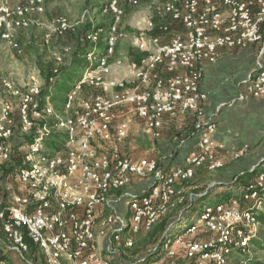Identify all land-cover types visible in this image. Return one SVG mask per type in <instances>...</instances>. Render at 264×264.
Returning <instances> with one entry per match:
<instances>
[{
	"label": "built area",
	"instance_id": "2783aa9c",
	"mask_svg": "<svg viewBox=\"0 0 264 264\" xmlns=\"http://www.w3.org/2000/svg\"><path fill=\"white\" fill-rule=\"evenodd\" d=\"M47 1L0 0V36L5 46L22 50L17 31L42 25L40 16L46 12ZM116 3L107 2L102 9L122 12ZM161 4L156 6L158 12L171 16L183 29L167 43L151 36L153 49L133 64L141 88L120 84L112 95L94 96L81 104V112L69 115L82 85L88 81L101 84L94 73L109 72L116 22L105 30L102 53H96L98 37L104 32L100 24L87 35L93 49L86 55L85 73L65 98L67 114L57 111L48 97L42 103L41 84L19 87L8 76L0 78L2 89L20 101L17 115L11 100L0 105V264L17 259L36 264L28 257L30 241L38 245L46 264H114L123 247L134 246L136 235L177 208V221L163 234L159 254L150 264H177L178 247L182 264H228L234 250L250 246L264 209V162L232 197L205 206L197 215L187 213L195 194L188 193L183 183L192 180L196 168L217 171L225 165L219 156L224 145L216 140L217 124L205 116L208 94L201 86L202 66L215 63L223 47L244 49L260 44V54H264V0H164ZM69 28L64 17L50 26L54 34ZM162 28L169 30L168 25ZM139 46L147 49L144 41ZM57 59L63 63L61 56ZM241 85L238 101L264 96L260 62ZM124 103L132 105L155 136L165 116L193 114L200 140L183 166L168 172L154 159L133 161L123 154L120 144L129 136L131 121L114 124L116 108ZM57 133L64 134V145L48 148L47 138ZM16 145L21 163L4 175V168L14 161ZM146 178L151 179L148 188L135 191V179ZM100 205L104 206L102 214ZM186 234L201 237L185 239Z\"/></svg>",
	"mask_w": 264,
	"mask_h": 264
},
{
	"label": "rangeland",
	"instance_id": "374dc122",
	"mask_svg": "<svg viewBox=\"0 0 264 264\" xmlns=\"http://www.w3.org/2000/svg\"><path fill=\"white\" fill-rule=\"evenodd\" d=\"M110 1L112 0H48L46 12L40 16V21L43 24L22 27V29L17 31L15 37L22 45L21 51L5 46L0 36V78L8 76L19 87L34 83L41 84L44 87L47 70L53 68L54 71L65 64L69 65L71 60L69 46L76 41L73 38V32L78 29L81 31V29L89 24L104 25L105 23L116 22L117 33L113 35L115 47L113 56L109 60V72L102 73L97 71L94 73V79L96 77L100 79L101 84L88 81L82 85L78 93V101L74 105V110L69 115L81 112L83 109L81 104L91 100L94 96L101 95L107 97L112 95L120 89V84H124V86L129 88H141L142 82L136 78L133 64H139L149 55V51L153 49L150 43L153 31L159 24L167 21V16L159 13L156 9V6L162 5L161 3L164 0H116V5L118 9L121 8L122 12L104 11L102 7ZM59 17L66 18L70 24V28L63 34H54L50 26ZM140 41L147 43V49L139 46ZM58 56L63 58V63L59 62ZM79 72H82L80 76L85 73L81 69ZM58 79L61 80L62 85L69 87V90L67 92H62L59 89L52 90L48 98L57 111L64 113L65 98L68 92L72 90L78 78H74L72 82L63 81V78ZM53 96H59V100L58 97L57 100H53ZM7 99L13 103V110L17 115L20 109L19 99L12 97L11 94L5 92L0 86V105L2 101H7ZM64 114L67 113L65 112ZM25 146L22 148V151H24ZM249 148L250 150H248ZM262 151L261 154L257 155L251 147H242L240 150L225 148L222 151L224 156L227 155L223 159L225 163L224 167L229 163L242 159L246 162V159L252 155L251 161L253 163L251 164L254 166L260 158L264 157V147ZM252 165H240V167L235 169L229 180H237L242 172ZM258 217L260 225L256 231L258 235L254 238L256 242L251 241L250 246L244 248V250H234L228 264H264V209L260 211ZM184 237L185 239H194L201 237V235L186 234ZM144 238V235L136 238L134 246L126 252L130 255L131 260L129 261L133 262V264L145 263V261L140 262L141 260L136 261L137 259H134L132 254L135 248H139L143 244ZM154 257H150L149 261L155 259ZM14 264L31 263H25L17 259L16 261L14 260Z\"/></svg>",
	"mask_w": 264,
	"mask_h": 264
},
{
	"label": "crops",
	"instance_id": "0c3cea01",
	"mask_svg": "<svg viewBox=\"0 0 264 264\" xmlns=\"http://www.w3.org/2000/svg\"><path fill=\"white\" fill-rule=\"evenodd\" d=\"M220 52L221 55L215 63L206 62L202 66L201 86L208 94L205 116L216 122V140L224 145V149L240 150L242 147H251L254 153L256 152L255 154H261L264 147V96L257 98L247 96L243 100H236L243 91V85H241L243 79L256 71L258 62L264 67V54H260V44L244 49L223 47ZM116 113L114 127L124 119L131 121L129 136L120 144V148L123 154L128 155L133 161H139L142 158L154 159L164 170L173 172L176 167L185 164L188 152L198 147L200 136L195 130V119L192 113L174 118L165 116L157 136L146 129L145 121L136 116L131 104L124 103L117 107ZM222 153V151L219 152V156L223 160L227 155L224 156ZM251 157L246 159V162L242 159L244 161L229 163L217 171H211L205 167L196 168L197 171L192 180L183 183L188 193L195 194V202L199 205L189 214L197 215L205 204L226 201L228 198L224 199V197L229 189L236 191L238 185L241 186L247 178L248 180L254 178L255 174L250 172L253 167ZM242 164L252 166L243 171L245 176L238 185H234L235 180H229V178ZM150 183L149 178L135 179L132 187L137 192H143ZM200 197L202 198L199 199ZM98 210L101 214L104 213V206H98ZM149 247L148 244L132 250L134 259L143 262L145 259H139V256ZM128 250H131V247H123L121 252L114 257V264H133L129 261L131 260L130 255L126 253ZM180 250L181 248L178 247L177 251Z\"/></svg>",
	"mask_w": 264,
	"mask_h": 264
},
{
	"label": "trees",
	"instance_id": "16d2710c",
	"mask_svg": "<svg viewBox=\"0 0 264 264\" xmlns=\"http://www.w3.org/2000/svg\"><path fill=\"white\" fill-rule=\"evenodd\" d=\"M111 23L112 22L105 23L104 25L103 24L98 25L104 29V32H102L98 37V42L96 44L97 46L96 53H102L104 51L105 49V30ZM166 25L169 26V30L165 31L163 30L162 27ZM93 26H95V24H89L88 26H85L83 29H81V31L78 29L77 31L73 32L74 34L73 38L76 39V41H74L72 45L69 46L70 47L69 56L71 59L69 65L67 64L63 65L61 68L58 69L57 73H54L53 68L47 70L45 86L42 87V93H41L42 103L46 102V99H47L46 97L50 96L52 90L59 89L62 92H67L69 90V87L62 85L63 83L58 78H63L64 79L63 81L72 82L74 78L77 77L79 79L82 76V75L80 76L82 72H79V71L80 69L85 71V69L87 68L88 61H87L86 55L89 53V51L93 49V44L91 43L90 40L87 39V35L92 30ZM182 29L183 27H181V24L178 23V21L173 20L171 16H167V21L164 23L162 22L155 28V30L153 31V36L161 37L163 43H167L172 39V35H174L177 32V30L182 31ZM57 97L59 100V96ZM57 97L53 96L52 99L57 100ZM30 137H31L30 135H26L25 139L30 140ZM63 143H64L63 133L51 134L47 138V146L50 149H59V147L63 145ZM16 147L17 148L15 149V155L13 156L14 161L10 164L9 168H4L2 172L4 175H7L9 170H11L14 166H18L21 163L20 153L18 152V145H16ZM244 174L238 177L237 180H235L233 184L238 185L242 177L245 176ZM239 186L240 185H238V187ZM228 191L229 192L224 197V199L232 197L235 193V190L232 188L229 189ZM194 198L195 196L192 197L193 199L192 206H190L187 209L188 214L189 212H193L196 209V207L199 206L197 202H195ZM201 198L202 197H200L199 199ZM224 201L225 200H222L219 202H224ZM210 204H205L204 207ZM178 210H179L178 208L171 210L163 219H161L160 223L155 225L150 230L144 231V233L139 234V235H144L145 237L142 242L143 245H141V247L147 246L148 244L150 246L148 249L146 248L145 251L139 256V259H145L144 261L146 264L151 263L152 259L151 261H149L150 257H154L155 255L159 254L161 245L163 243V234L165 233V231L171 224L177 221ZM0 233L2 234L1 228H0ZM257 235L258 234H256V236ZM254 238H252V242L256 240ZM30 243H31V248L28 252V257H30V259L36 262V264H46L45 257L41 254L38 248V245L32 241H30ZM178 253H179L178 257L175 258V261L177 264H182V262H184V258L182 257L181 255L182 253L180 251ZM170 261H173V259H170Z\"/></svg>",
	"mask_w": 264,
	"mask_h": 264
},
{
	"label": "water",
	"instance_id": "95a60500",
	"mask_svg": "<svg viewBox=\"0 0 264 264\" xmlns=\"http://www.w3.org/2000/svg\"><path fill=\"white\" fill-rule=\"evenodd\" d=\"M263 162H264V159L262 158L256 165L251 167L252 169L250 170V172H254L255 168L259 167V165H261Z\"/></svg>",
	"mask_w": 264,
	"mask_h": 264
}]
</instances>
